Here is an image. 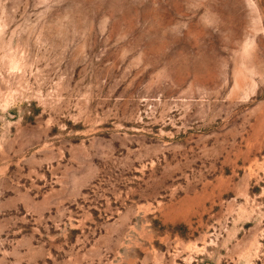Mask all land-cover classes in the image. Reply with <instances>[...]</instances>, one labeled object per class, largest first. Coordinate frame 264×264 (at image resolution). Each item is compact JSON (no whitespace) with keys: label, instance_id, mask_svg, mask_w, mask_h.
<instances>
[{"label":"rangeland","instance_id":"1","mask_svg":"<svg viewBox=\"0 0 264 264\" xmlns=\"http://www.w3.org/2000/svg\"><path fill=\"white\" fill-rule=\"evenodd\" d=\"M0 264H264V0H0Z\"/></svg>","mask_w":264,"mask_h":264}]
</instances>
